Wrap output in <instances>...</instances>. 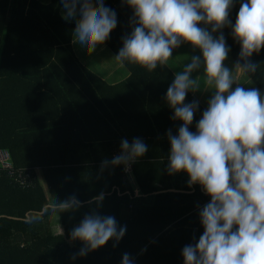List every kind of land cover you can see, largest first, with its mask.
I'll return each mask as SVG.
<instances>
[{"label":"trees","instance_id":"trees-1","mask_svg":"<svg viewBox=\"0 0 264 264\" xmlns=\"http://www.w3.org/2000/svg\"><path fill=\"white\" fill-rule=\"evenodd\" d=\"M103 2L117 26L102 45L116 56L133 30V9L126 0ZM243 2L234 0L232 25ZM62 8V0H0V149L14 171L0 168V264H121L125 253L133 264H184L182 249L203 234L199 212L210 197L188 186L187 173L167 171L168 132L177 135L182 124L166 100L175 74L168 63L153 71L126 64L128 78L109 84L79 59L76 25ZM221 32L236 63L240 44L231 27L214 35ZM250 59L258 68L246 76L264 93V48ZM193 101L189 91L185 103ZM204 110L198 101L190 131ZM135 138L147 152L130 174L124 165L101 169L122 140ZM21 170L31 174L29 187L16 179ZM101 193L99 206L89 202ZM72 196L78 209L52 212V203ZM93 211L113 216L126 233L79 256L83 243L70 234Z\"/></svg>","mask_w":264,"mask_h":264},{"label":"clouds","instance_id":"clouds-1","mask_svg":"<svg viewBox=\"0 0 264 264\" xmlns=\"http://www.w3.org/2000/svg\"><path fill=\"white\" fill-rule=\"evenodd\" d=\"M126 3L133 9V30L123 38V47L114 57L121 67L139 65L148 71L158 65L165 67L173 50L185 43L201 52L175 73L166 93L173 119L182 121L177 135L168 132L167 171L169 175L187 173L188 186L199 184L210 197L199 212L203 234L198 242L182 249L184 264H264V93L255 87H232L235 70L245 75L257 71L258 64L250 58L264 48V0L241 3L234 25L229 19L234 0ZM62 4L64 18L76 21L74 42L88 54L117 26L115 11L103 0H62ZM225 27H231L241 47L232 69L224 64L230 49L223 33L214 35ZM200 70L205 90H212L213 95L193 132L190 125L198 101L185 103V99L189 91L201 90L197 76L192 77ZM146 152L147 145L141 139L131 143L124 139L120 153L102 161L101 169L124 165L127 171ZM103 199L101 193L89 202L99 206ZM80 206L72 196L52 203L50 208L60 214ZM125 233L126 226L118 227L113 216L93 211L70 235L73 241L83 243L77 255L85 256L109 240L118 243ZM121 264H133L129 254L123 255Z\"/></svg>","mask_w":264,"mask_h":264},{"label":"crops","instance_id":"crops-1","mask_svg":"<svg viewBox=\"0 0 264 264\" xmlns=\"http://www.w3.org/2000/svg\"><path fill=\"white\" fill-rule=\"evenodd\" d=\"M61 12H62V15L64 16L66 10L64 8L61 9ZM74 44H76L74 42ZM105 48V49H104ZM102 49H104L102 51ZM106 51V54H103L104 52ZM107 50L105 46H103L102 44L100 45V47H98V53L99 54H96L95 56H92L90 55V66H88V68H90L91 70H94L92 68L93 66V63L96 61V60H101L103 58V60H106L107 58L113 56L115 57L110 51V53L112 55H110L109 53H107ZM194 55H201V52L199 49H193V47L189 44H185L182 48H180L174 55L173 57L169 60L168 62V66L169 68L174 72V74L178 71H182L183 69V66L185 63L188 62V60L191 59L192 56ZM101 56H104L102 57L101 59H98V57H101ZM189 57V58H188ZM183 58H188L186 60H181L180 59H183ZM84 64V63H83ZM225 66H227V64L234 68V65L235 63H233L231 61V58L230 56L228 55V58L225 60L224 62ZM85 66V64H84ZM124 68V67H123ZM101 69H104L101 67ZM117 72L116 73H107L105 76H102L100 73L101 72H97L95 71L100 77H102L105 81H107L109 84H110V80L113 81L111 85H115V84H118V83H121V82H124L129 74L127 73V71H122V69H120L119 67L116 68ZM194 74V73H193ZM193 74H192V77H193ZM234 75H235V81L236 83L233 84V89L237 86V84H239V86H242V87H245V88H249L250 87V83L252 82L248 77L245 78V74H240L239 70H235L234 71ZM245 75V76H244ZM197 76V75H196ZM199 78H203V73H202V70L199 71ZM198 78V77H197ZM250 81V82H249ZM200 83V87H201V90H198L196 91V94H195V97L197 98V100L199 101V103L206 109L207 106H206V103L208 102V100L210 99L207 95V92L209 90H205V85L203 83V80L199 81ZM253 83V82H252ZM253 86L252 87H255L257 88V85H255L254 83L252 84ZM192 92V91H191ZM193 93V92H192ZM194 94V93H193ZM56 229V228H55Z\"/></svg>","mask_w":264,"mask_h":264},{"label":"rangeland","instance_id":"rangeland-1","mask_svg":"<svg viewBox=\"0 0 264 264\" xmlns=\"http://www.w3.org/2000/svg\"><path fill=\"white\" fill-rule=\"evenodd\" d=\"M67 21L70 22V23H72V24H75V25H76V21H75V19H70V20H67ZM189 45H190V44H189ZM98 47H100V45H97V47H96V49H95L94 52H92L91 54H88L87 51H86L84 48H82L78 43H76L75 52L77 53L79 59L85 64V66L88 67V66H90V60H91L90 55L95 56L96 54H99V53H98ZM104 49H105V48H104ZM104 49H102V51H103ZM107 53H109L110 55H112L109 51H107ZM103 54H106V51H105ZM102 57H104V56L98 57V59H101ZM188 58H189V57H188ZM188 58L180 59V61H181V60H186V59H188ZM101 67L104 68V69H101ZM117 67H119L120 69H122V71H125V69H124L123 67H121V66L117 63V61L115 60V58H114L113 56L107 58L106 60H103V58H102L101 60H96V61L93 63V66H92V68H93L95 71H97V72H101L100 74H101L102 76H105L107 73H109V74H110V73H116V72H117V70H116ZM227 67H229L230 69H232V67H230L228 64H227ZM196 75H197V77H198V82L201 81V80H204V77H203L202 79L199 78V77H200V76H199V71H198V72H194V74H193V78H195ZM234 76H235V75H234ZM244 76H245V75H244ZM245 78H247V76H245ZM112 82H113V81L110 80V84H112ZM249 82H250V81H249ZM252 84H253V83L251 82L249 88H251V87L253 86ZM193 93H194V94H193ZM193 93H192V94L195 96L196 92H193ZM207 95H208L209 98H211V96L213 95V91H212V90H209V91L207 92ZM206 106H208V103H206ZM38 174H39L40 178H42L40 172H38ZM42 184H43V186L46 188L45 184H44V183H42ZM60 230H62V229H61L60 226H58V233H59V234L62 233Z\"/></svg>","mask_w":264,"mask_h":264},{"label":"built area","instance_id":"built-area-1","mask_svg":"<svg viewBox=\"0 0 264 264\" xmlns=\"http://www.w3.org/2000/svg\"><path fill=\"white\" fill-rule=\"evenodd\" d=\"M0 168L11 170V173L14 172L10 153L2 149H0ZM126 172L130 174V168ZM16 179L22 186L29 187L32 177L30 173L27 174L25 171L21 170Z\"/></svg>","mask_w":264,"mask_h":264},{"label":"water","instance_id":"water-1","mask_svg":"<svg viewBox=\"0 0 264 264\" xmlns=\"http://www.w3.org/2000/svg\"><path fill=\"white\" fill-rule=\"evenodd\" d=\"M128 176H130V175H128ZM131 184H132V186L134 187V184H133L132 180H131Z\"/></svg>","mask_w":264,"mask_h":264}]
</instances>
